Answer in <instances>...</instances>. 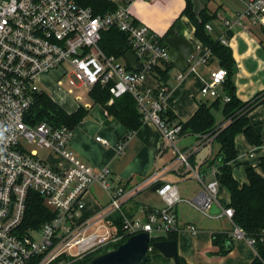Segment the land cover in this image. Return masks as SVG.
I'll use <instances>...</instances> for the list:
<instances>
[{"label":"built area","instance_id":"2783aa9c","mask_svg":"<svg viewBox=\"0 0 264 264\" xmlns=\"http://www.w3.org/2000/svg\"><path fill=\"white\" fill-rule=\"evenodd\" d=\"M244 1L246 9L236 17L217 16L223 25L219 39L225 45H229L235 25L246 27L245 19L264 25V0ZM130 2L119 3L115 11L96 14L91 6L82 5L79 0H0V264H73L141 231L149 232L151 240L177 231L176 204L183 198L176 182L163 179V172L168 169L183 168L201 181L202 193L185 201L208 216L228 217L235 238H247L250 244L255 243L243 228L234 224L233 207L217 199L218 168L212 167L213 177L205 181L191 163L194 151L205 142L210 144L214 135L202 136L193 147L177 145L181 124L170 122L161 114L167 108L170 88L156 70L157 66L171 61L169 47L158 32L133 18ZM111 27L127 34L130 50L137 56V68L131 67L124 57L119 60L101 48L102 32ZM206 28L212 31V22ZM212 56L211 48L197 40L189 66L193 59L207 62ZM54 70L59 72L57 84L68 75L67 93L73 92V86L87 88L90 93L101 83L110 86L109 102H112L130 92L143 121L154 122L161 132L159 152L172 150L169 163L133 183L119 180L112 176L110 167L94 169L67 148L72 136L68 125L52 126L44 121L29 125L25 115L34 95L45 90L42 79ZM227 74V68L222 66L211 71L201 93L213 98L220 96ZM182 76L180 72L178 77ZM223 98L228 101L230 96ZM22 137L66 158L68 166L50 164L36 150L25 149L20 141ZM96 138L109 144L101 136ZM124 143L123 140L118 143L119 152ZM94 184L104 189L108 201L86 214L84 196ZM155 184H159L156 191L165 206L157 209L140 205L133 215L128 214L125 204L140 190ZM31 190L42 195L54 216L39 227L24 228L26 200ZM213 203L221 207L219 212L210 211ZM116 214L122 217L120 225ZM186 227L193 232L197 230L193 224Z\"/></svg>","mask_w":264,"mask_h":264},{"label":"crops","instance_id":"0c3cea01","mask_svg":"<svg viewBox=\"0 0 264 264\" xmlns=\"http://www.w3.org/2000/svg\"><path fill=\"white\" fill-rule=\"evenodd\" d=\"M112 1L121 3L119 0ZM209 1L203 0L197 4L198 6L194 3L196 12H199L205 4L208 5ZM217 1L219 3L213 8V10L215 9L214 12H217V16L224 15L234 18L246 9L244 0ZM184 7L185 0H131L130 2L133 18L147 24L161 36L165 35L170 29L174 21L181 15ZM209 10L213 11L210 8ZM245 20L246 27L240 25L233 27L228 45L232 49L236 61L235 67L238 69L237 72L234 71L232 79L236 85V94L242 101H247L264 90V25L252 22L249 19ZM180 24L183 34L192 43L199 40L194 34L195 26L187 16H181ZM212 26V31H208L214 37L219 38L223 31V25L218 17L212 21ZM219 66L218 59L213 58V56L207 62L193 59L191 66H188L185 71H181L173 64L166 81L170 88L166 105L176 114L178 119L188 120L197 110L199 100L214 99L211 96L203 95L201 86L205 80L210 78L211 71ZM180 72H183L182 77H178ZM51 73V76L59 74L57 70ZM50 75L43 77V84L44 79H47ZM149 81L153 83L152 79H149ZM54 91L55 93H49L55 101L63 107L66 105L73 107L72 110H67L64 107L69 113L74 112L81 105L88 109V115L72 129V136L67 148L94 169L108 166L111 169L112 176L133 183L151 175L156 167L163 169L172 159L171 149H167L162 154L159 152L162 136L154 122L143 121L140 128L129 135L124 143L123 150L119 152L117 145L128 132L127 128L117 118L109 115L106 109L102 105L94 103L92 98L91 102L81 104L79 101L81 95L74 97L71 95L72 93H67L61 90L60 87ZM249 118L256 131L261 135L263 143L260 145L250 143L244 133L237 134L235 143L239 155L232 161V166L233 174L240 185L248 181L247 166L249 164L258 166L260 159L264 156V102L250 111ZM222 120L217 121L220 122L219 125L225 122H221ZM97 136L107 139L109 144H103L97 140ZM201 139L203 137L197 134L187 133L180 135L177 145L181 148L193 147ZM47 149L50 150V158L42 157L37 149L34 150L50 164L62 168L68 166L69 162L66 158L53 152L50 148ZM218 151V142L212 140L210 144L205 142L190 156L191 163L203 174L205 181H209L213 177L210 172L211 169L207 167L205 161L217 155ZM257 169L260 170L259 167ZM178 177H196L186 173L183 168L180 171L168 169L163 172V179L176 182L179 194L183 198L176 204L179 229L174 231L177 235L179 255L190 264H251L257 256L255 246L250 244L247 238H235L232 235L233 223L228 217L208 216L185 201L184 199L192 198L183 195L184 190H181L178 185ZM151 187L140 190L125 204L124 208L128 214L133 215L140 205L157 209L165 206L162 196L157 191H152ZM202 190L203 185L201 183V189L199 188V191L193 193V199L197 198ZM84 198L86 214L92 213L108 201L107 193L99 184L92 185L85 193ZM217 199L223 205L230 201V192L221 183ZM182 204L192 207L198 212L192 214L181 213ZM186 224L195 225L197 230L194 232L189 230ZM216 233H227L231 237V240L228 241L231 248L227 253H217L219 246L213 240Z\"/></svg>","mask_w":264,"mask_h":264},{"label":"trees","instance_id":"16d2710c","mask_svg":"<svg viewBox=\"0 0 264 264\" xmlns=\"http://www.w3.org/2000/svg\"><path fill=\"white\" fill-rule=\"evenodd\" d=\"M79 1L82 5L91 6L96 14L115 11L119 7V3L112 0ZM181 16H187L194 24L195 36L211 48L213 58L218 59L220 66L227 68L228 74L223 83L222 94L213 100H199L197 110L188 120L178 119L170 108H166L161 114L168 121L181 124V135L187 133L197 134L200 137L207 134L214 135L213 140L218 142L219 151L217 155L205 162L209 169L212 167L218 168L217 178L230 192V201L225 205L234 209V224L243 228L247 237L255 239L254 246L257 256L251 264H264V241L262 240L264 235V156L260 159L258 166L251 164L247 166L248 181L242 185L235 178L232 166V161L239 155L235 143L237 134L244 133L250 143L257 145L263 143L261 135L256 131L249 118V113L253 108L264 102V90L247 101H242L237 96L236 85L232 79L235 73L234 67L236 66L232 49L223 44L219 38L214 37L206 28L208 22L216 20L217 12L210 11L207 6L196 12L194 0H185V7L181 15L174 21L166 34L162 36L161 40L164 45L168 46L165 41L166 36L174 34L175 30H181ZM100 45L105 53L116 58L124 57L125 52L130 49L127 34L118 27L104 30ZM172 67V61L157 66L156 70L164 83H166ZM223 95L230 96V99L225 101ZM111 96L110 86L101 83L96 84L90 91V97L94 103L102 105L109 115L117 118L127 128L128 133L121 139L126 141L129 135L143 124L142 114L138 109L135 97L130 92L109 102ZM215 109H221L223 112L221 122L227 121L223 127L219 125L220 122H217L214 114ZM88 112V109L81 105L74 112L69 113L46 90H41L35 93L34 101L25 115V120L29 125L44 121L52 126L65 124L73 129L88 115ZM53 216L54 212L42 195L33 190L29 191L22 226L24 228L39 227ZM116 221L119 225L122 223V217L119 214H116ZM127 238H124L120 243L126 241ZM176 238V233L170 232L166 236L153 238L151 241ZM230 238L227 233L214 234V243L219 246L218 254H224L230 250L231 244H228ZM119 244L113 245L112 248L117 247ZM106 250L108 249L106 248ZM100 251L102 250L91 253L73 264H87L94 256L100 254ZM179 258L181 264H190L182 256L179 255ZM156 263L168 264L169 259L152 248L148 253L147 260L141 264Z\"/></svg>","mask_w":264,"mask_h":264},{"label":"water","instance_id":"95a60500","mask_svg":"<svg viewBox=\"0 0 264 264\" xmlns=\"http://www.w3.org/2000/svg\"><path fill=\"white\" fill-rule=\"evenodd\" d=\"M169 47V57L172 63L181 71H185L190 65L189 57L194 51L192 43L182 30H175L174 34L165 37ZM124 58L133 68H137V56L132 50H127ZM237 67L234 71L237 72ZM159 184L151 187L156 191ZM221 207L213 203L210 211L219 212ZM154 248L162 256L169 259L168 264H181L176 239H161L151 241L149 232L141 231L129 236L126 241L120 243L117 247L108 249L87 262V264H141L148 258L149 251Z\"/></svg>","mask_w":264,"mask_h":264},{"label":"rangeland","instance_id":"374dc122","mask_svg":"<svg viewBox=\"0 0 264 264\" xmlns=\"http://www.w3.org/2000/svg\"><path fill=\"white\" fill-rule=\"evenodd\" d=\"M120 2H124L126 0H119ZM203 0H194V3L199 4L200 2H202ZM219 2L217 0H210L209 1V4L206 5L204 7H208L210 9L213 10V8L216 7V5L218 4ZM195 6V4H194ZM198 6V5H197ZM203 7V8H204ZM202 8V9H203ZM215 9L212 11L214 12ZM258 36V33L256 34ZM232 46H233V42H232ZM119 60H123V57H118ZM52 74V73H50ZM54 74H56V72H54ZM50 75L47 79H44V84L42 83L43 87L45 88V90L49 93H55L54 90H58V87L61 88V90L63 91H67L68 90V87L70 86L69 83H68V75H65L62 77V82L60 84H57V77L58 75ZM71 77H74L73 75L70 76ZM54 88V89H53ZM49 93V94H50ZM72 93V94H71ZM70 94L72 96H76V95H81V98L79 99L80 103L81 104H84L85 102H91V97H90V94H89V91L87 88H84L82 86H73V92H71ZM67 110H72L73 107H71L70 105H66L64 106ZM214 114L217 118V121H220L223 119V112L221 109L217 110L215 109L214 110ZM21 141V144L23 145V147L29 151H33L34 149H37V151L39 152L40 156L42 157H48L50 158L51 156V153H50V150L47 149V148H44V147H41L40 145H38L37 143L35 142H31L30 140L22 137L20 139ZM177 181H178V185L180 187L181 190H184V193L183 195L185 197H188V198H192L193 199V193L196 192V191H199V188L201 189V182L197 179V178H180L178 177L177 178ZM182 212L186 213V214H192L194 212H198L197 210H195L194 208L192 207H189L185 204H182ZM36 236H38V234H36ZM113 246H109L107 247V249H110L112 248ZM106 248L102 249V251H105ZM100 251V253L102 252ZM156 264H159V263H156Z\"/></svg>","mask_w":264,"mask_h":264},{"label":"bare ground","instance_id":"6f19581e","mask_svg":"<svg viewBox=\"0 0 264 264\" xmlns=\"http://www.w3.org/2000/svg\"><path fill=\"white\" fill-rule=\"evenodd\" d=\"M218 36V35H217ZM225 91V90H224Z\"/></svg>","mask_w":264,"mask_h":264}]
</instances>
